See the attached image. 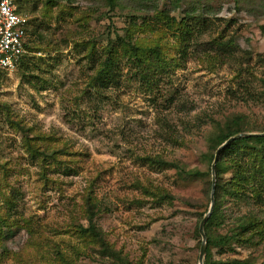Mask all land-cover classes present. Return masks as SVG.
Listing matches in <instances>:
<instances>
[{
  "label": "rangeland",
  "instance_id": "374dc122",
  "mask_svg": "<svg viewBox=\"0 0 264 264\" xmlns=\"http://www.w3.org/2000/svg\"><path fill=\"white\" fill-rule=\"evenodd\" d=\"M16 6L30 19L31 49L15 70L0 72V215L12 226L0 232V264H101L100 248L79 234L90 198L96 225L123 261L199 264L210 140L237 115L248 134L264 131V0H118L113 11L107 0ZM158 10L176 24H209L188 43L177 27L154 21ZM118 36L161 46L171 66L144 79L121 56L119 83L100 94L97 61ZM229 43L231 53L222 49ZM161 161L206 175H181ZM250 198L223 202L227 220L209 228L213 239L230 237L242 216L264 221V200ZM211 256L264 264V238L212 247Z\"/></svg>",
  "mask_w": 264,
  "mask_h": 264
},
{
  "label": "trees",
  "instance_id": "16d2710c",
  "mask_svg": "<svg viewBox=\"0 0 264 264\" xmlns=\"http://www.w3.org/2000/svg\"><path fill=\"white\" fill-rule=\"evenodd\" d=\"M176 6H180L184 0H173ZM118 0H107L108 6L113 11L117 5ZM157 13H160L154 21L164 22L169 29L177 27V30L180 31L181 36L184 37L185 41L190 43L193 41V38L196 36V32L201 36L208 27V20L206 18H186L187 20H182L179 24H176L177 21L175 18H168L165 10H158ZM25 15V14H24ZM191 17V16H190ZM191 20L195 22V25L198 28L190 26L186 21ZM132 24L137 25L135 18H132ZM202 22V23H201ZM149 25V22L146 23ZM155 29V28H153ZM31 27L28 28V39L26 43V49L29 51L31 49ZM129 36L122 37L118 36L116 42L105 49V57L102 59V62H98V69L95 75V83L97 91L102 94L107 88L117 85L118 80V71L117 66L121 61V56L129 57L130 61L133 62L135 67L143 78L149 79L154 75L165 73L167 68H169L170 62L164 56L163 48L159 45L155 46H140L131 40ZM32 46L35 45V41L32 40ZM230 46L223 49L227 53L233 51V44L229 43ZM226 47V46H225ZM187 46L183 47L181 52L183 56L187 54ZM147 57L149 58L147 60ZM25 58L21 60V64L25 61ZM154 61L153 63L151 61ZM94 61V60H93ZM94 61V63H95ZM150 77H147L149 76ZM155 79L154 77H152ZM246 120L244 116H238L229 121L224 128L219 132V135L211 138L210 140V151L205 155V158L208 159L209 163H212L215 160V152L222 146L229 138L236 136L238 134H248L253 131L247 130ZM264 133V131H261ZM236 152L237 157H231L230 154ZM247 161L246 165L242 162ZM162 163L171 165L175 169L181 170V175L185 174L186 176L200 177L203 179L206 173L199 170L196 171H186L182 170L180 166L173 162ZM159 163V162H158ZM233 172L230 180L225 179L226 174ZM216 190H215V200L216 206L214 212L205 226V233L208 239V247L206 251L205 264H253L247 260H233V261H213L211 256L212 247H221L228 246L232 241H244L253 236H260L264 238V221H260L257 217L253 215L242 216L238 220L237 226L232 230L230 237H217L213 239L209 234V228L214 226L221 227L225 224L227 216L221 209V206L224 201L230 199L234 200V203L239 202V204L244 203L246 199L243 200V197H251V200L257 205L264 200V136H251L246 138H241L236 140L226 146L221 150L218 162L216 165ZM210 185L209 184V191ZM210 193V192H209ZM165 197L169 198L168 195ZM247 204L252 203L246 202ZM238 205V204H237ZM255 205V204H254ZM97 213V204L94 198L88 200V227H79V234L84 239H91L97 248L99 249L100 255L103 257V262L101 264H132L128 261H123L121 256L114 250V248L107 242L103 231L98 228L95 223V217ZM11 229V223L6 218V216L0 215V232L2 228ZM196 233L200 239L201 235L199 232V226L196 228ZM2 237V236H1ZM96 249V248H94ZM110 260L116 261L110 262ZM62 264H77L75 260H70L65 257L61 258ZM123 261V262H122Z\"/></svg>",
  "mask_w": 264,
  "mask_h": 264
},
{
  "label": "built area",
  "instance_id": "2783aa9c",
  "mask_svg": "<svg viewBox=\"0 0 264 264\" xmlns=\"http://www.w3.org/2000/svg\"><path fill=\"white\" fill-rule=\"evenodd\" d=\"M29 21L17 12L16 0H0V72L15 70L28 53Z\"/></svg>",
  "mask_w": 264,
  "mask_h": 264
},
{
  "label": "water",
  "instance_id": "95a60500",
  "mask_svg": "<svg viewBox=\"0 0 264 264\" xmlns=\"http://www.w3.org/2000/svg\"><path fill=\"white\" fill-rule=\"evenodd\" d=\"M251 136H264V133L261 134H238L236 136H233L231 138H229L222 146H220V148L217 150L216 155H215V160L214 163L212 165V192H211V205H210V209L208 211V213L206 214V216L203 218V220L200 223L199 226V232L200 235L202 237V245H201V249H200V255H199V264H205V257H206V251H207V247H208V239L205 233V226L207 224V222L209 221V219L211 218L215 206H216V200H215V190H216V165L218 162V158L220 155V152L222 149H224L226 146H228L229 144H231L232 142L239 140L241 138H246V137H251Z\"/></svg>",
  "mask_w": 264,
  "mask_h": 264
}]
</instances>
